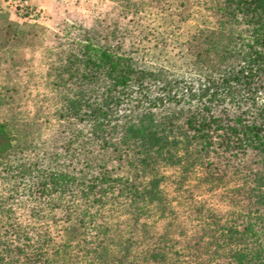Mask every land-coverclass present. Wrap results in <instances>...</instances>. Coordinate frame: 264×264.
<instances>
[{"label":"trees","instance_id":"obj_1","mask_svg":"<svg viewBox=\"0 0 264 264\" xmlns=\"http://www.w3.org/2000/svg\"><path fill=\"white\" fill-rule=\"evenodd\" d=\"M9 1L15 11L21 3L31 7L30 0ZM218 4L222 5L217 15L219 31L210 41L208 50L214 57L207 66L219 79L209 77L202 84L196 79L172 80L162 69L140 66L131 56L117 52L120 46L95 44L86 37L69 46L66 39L51 33L48 52L56 58H49L45 69L42 80L51 77L50 91L37 95V111L45 118L84 122L86 145L112 148L120 168L132 165L133 170L122 175L112 174L114 168L108 169L99 159H86L87 169L78 177L73 168L46 170L17 158L11 115L18 107L26 109L33 97L31 77L2 63L11 54L0 47V177L7 184L0 197V264H11L29 248L38 254L34 264H47L42 252L53 240L50 226L40 228L13 217V203L63 205L64 214L73 209L64 204L80 200L83 204L74 207L94 220L102 211L110 215L118 209L120 197L130 216L128 244L112 250L111 226L106 220L93 226L99 238L93 247L96 264H264V103H258L251 88L253 77L264 74V0H219ZM9 12L0 6V14ZM76 27L65 24V33L71 35ZM79 134L73 131L67 136L63 151ZM60 141L56 138L55 145ZM179 151L196 156L202 178L212 185L229 182L239 167L246 169L254 184L245 195L259 205L258 216L241 220L242 214L233 212L225 219L210 216L194 238L170 220L168 227L182 238L178 249L163 234L152 238L141 215L153 204L167 212L165 176L156 166L171 160L181 164ZM253 157H257L254 162ZM187 173L188 167H180L178 180L187 178ZM241 194L234 192L230 201L237 203ZM38 206L30 208L27 220L39 215ZM61 233L58 229L54 236L59 241L52 243L56 256L68 245ZM7 235L14 237L10 244ZM14 240L17 243L12 245Z\"/></svg>","mask_w":264,"mask_h":264},{"label":"rangeland","instance_id":"obj_2","mask_svg":"<svg viewBox=\"0 0 264 264\" xmlns=\"http://www.w3.org/2000/svg\"><path fill=\"white\" fill-rule=\"evenodd\" d=\"M29 3L32 11H28L31 7L21 3L18 11L12 8V12L0 14V47L11 54V58L2 63L10 64L19 74L26 72L31 77L29 89L33 97L27 102L26 109L18 107L11 115V123L14 124L11 130L16 136L13 152L17 153L19 160L30 161L46 170L73 168L78 177L87 169L86 159H99V163L108 169L114 168L112 174L122 175L133 170L130 168L132 165L124 169L118 166L119 161L112 148L98 150L86 145L84 122L45 118L37 111V95L50 91L51 77L47 81L42 80L45 69L49 58H56L48 52L52 44L51 33L66 39L69 46L84 37L91 38L95 44L106 42L110 47L120 46L118 50L121 51L117 52L131 56L140 66L164 70L172 80L196 79L202 84L209 77L214 81L219 79L218 73L207 66L211 62L208 60L214 57L208 50L210 41L217 38L216 32L219 31L217 15L222 7L218 4L219 0H30ZM70 22L79 27L71 35L65 33V24ZM222 31L223 34L226 32ZM109 35L110 40L105 41ZM251 82L253 96L258 103H264V74L255 75ZM154 90L161 92L158 87ZM101 91L102 87L98 93ZM233 110V106L229 108V111ZM0 114L3 111L0 110ZM181 118L176 119L177 122ZM73 131L81 134L74 139L69 150L63 151L67 136ZM56 138L61 141L55 145ZM83 153H87L86 158ZM183 153L179 151L181 164L172 160V163H157L156 168L165 176L162 189L167 195V212H161L153 204L141 215V220L151 230L152 238L163 234L166 240L169 238V242L173 243V248L178 249L182 238L175 228L168 227L170 220L175 227H183L188 238H194L200 233L202 222L210 216H223L225 219L231 212L242 214L239 220L255 213L258 216L259 212L256 211L259 205L253 204L252 198L248 199L245 195L254 184L253 175L248 174L246 169L239 167L232 172L229 182L212 185L202 178L203 169L195 161L196 156ZM256 159L253 157V162ZM102 165L101 168H104ZM180 167H188L187 178L181 181L178 180ZM6 188L7 184L0 177V197ZM236 191L244 194L235 199L237 203L231 202L230 196ZM117 202L118 209L113 213L108 215V212L102 211L94 220L80 212L81 208L74 207L75 204H83L80 200L64 204L73 208L64 214L61 211L63 205L55 208L51 203L37 204L34 201V206L39 205L41 211L28 220L26 216L34 206L15 202L11 207L12 216L22 223H31L40 228L50 226L52 243L59 241L54 235L58 229L62 230L61 235L68 245L56 256L55 248L49 241L47 250L42 252L47 264H96L93 247L99 238H96L98 230L93 226L102 224L103 220L111 226L109 248L112 250H119L128 244L126 224L130 216L124 198L120 197ZM11 238L14 239L7 235L9 244ZM16 243L14 240L12 245ZM25 252H21L11 264H34L33 260L38 258L37 252L30 248Z\"/></svg>","mask_w":264,"mask_h":264},{"label":"built area","instance_id":"obj_3","mask_svg":"<svg viewBox=\"0 0 264 264\" xmlns=\"http://www.w3.org/2000/svg\"><path fill=\"white\" fill-rule=\"evenodd\" d=\"M0 6L5 9L11 10L12 8L15 9V5L11 3L9 0H0Z\"/></svg>","mask_w":264,"mask_h":264}]
</instances>
